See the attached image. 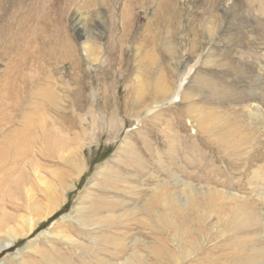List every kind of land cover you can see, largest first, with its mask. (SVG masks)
Returning a JSON list of instances; mask_svg holds the SVG:
<instances>
[{
    "label": "rangeland",
    "instance_id": "obj_1",
    "mask_svg": "<svg viewBox=\"0 0 264 264\" xmlns=\"http://www.w3.org/2000/svg\"><path fill=\"white\" fill-rule=\"evenodd\" d=\"M0 32V264H264V0H0Z\"/></svg>",
    "mask_w": 264,
    "mask_h": 264
},
{
    "label": "bare ground",
    "instance_id": "obj_2",
    "mask_svg": "<svg viewBox=\"0 0 264 264\" xmlns=\"http://www.w3.org/2000/svg\"><path fill=\"white\" fill-rule=\"evenodd\" d=\"M11 30H12V28H11ZM0 36H1V32H0ZM11 36V35H10ZM10 36L8 37V39H10ZM11 48V47H10ZM5 50H6V52H5ZM0 49V53L2 54V57L3 58H5L6 57V55H7V53H9L10 54V50H9V48L8 47H6V49ZM52 50H54V48L52 49ZM22 133L23 132H21V133H19L18 134V141L19 142H21L22 140H23V135H22ZM10 143H6L5 144V146L3 147V146H1L0 145V173H1V171H3L4 169H5V167H4V164L3 163H5V161L6 160H9V156L6 154V151H7V149H11V147H10V145H9ZM10 147V148H9ZM67 161H69V162H71V159H70V157L68 158V159H66ZM64 183V182H63ZM64 185V184H63ZM62 187V186H61ZM50 212V211H49ZM32 224V223H31ZM3 242V241H2ZM7 247V244H0V250H3L4 248H6Z\"/></svg>",
    "mask_w": 264,
    "mask_h": 264
}]
</instances>
